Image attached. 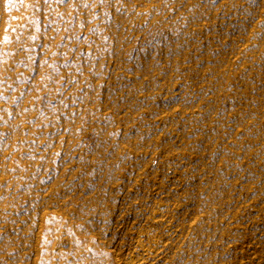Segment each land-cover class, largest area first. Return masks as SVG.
<instances>
[{"label": "rangeland", "instance_id": "374dc122", "mask_svg": "<svg viewBox=\"0 0 264 264\" xmlns=\"http://www.w3.org/2000/svg\"><path fill=\"white\" fill-rule=\"evenodd\" d=\"M0 264H264V0H0Z\"/></svg>", "mask_w": 264, "mask_h": 264}]
</instances>
